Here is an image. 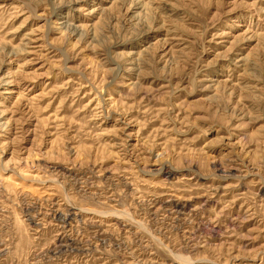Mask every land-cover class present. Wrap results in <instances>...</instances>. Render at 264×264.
I'll return each mask as SVG.
<instances>
[{
	"label": "rangeland",
	"instance_id": "obj_1",
	"mask_svg": "<svg viewBox=\"0 0 264 264\" xmlns=\"http://www.w3.org/2000/svg\"><path fill=\"white\" fill-rule=\"evenodd\" d=\"M0 264H264V0H0Z\"/></svg>",
	"mask_w": 264,
	"mask_h": 264
},
{
	"label": "bare ground",
	"instance_id": "obj_2",
	"mask_svg": "<svg viewBox=\"0 0 264 264\" xmlns=\"http://www.w3.org/2000/svg\"><path fill=\"white\" fill-rule=\"evenodd\" d=\"M169 172V171H168Z\"/></svg>",
	"mask_w": 264,
	"mask_h": 264
}]
</instances>
